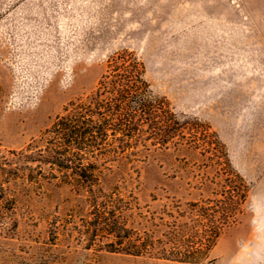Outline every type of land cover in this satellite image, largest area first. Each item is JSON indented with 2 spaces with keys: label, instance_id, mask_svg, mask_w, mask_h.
<instances>
[{
  "label": "rangeland",
  "instance_id": "obj_1",
  "mask_svg": "<svg viewBox=\"0 0 264 264\" xmlns=\"http://www.w3.org/2000/svg\"><path fill=\"white\" fill-rule=\"evenodd\" d=\"M123 50L144 62L184 136L162 148L148 139L149 152L106 176L149 217H130L140 231L221 226L198 263L89 247L69 186L21 153ZM263 172L264 0H0V264H242L243 215Z\"/></svg>",
  "mask_w": 264,
  "mask_h": 264
},
{
  "label": "trees",
  "instance_id": "obj_2",
  "mask_svg": "<svg viewBox=\"0 0 264 264\" xmlns=\"http://www.w3.org/2000/svg\"><path fill=\"white\" fill-rule=\"evenodd\" d=\"M145 73V64L134 51L115 52L96 90L74 102L67 114L59 115L21 153L33 173L46 169V181L56 179L69 186L75 195L71 216L77 220L85 213L83 233L89 247L100 245L109 251L198 263L216 244L221 226L202 234L194 224L185 233L174 220L164 234L167 238L129 226L130 217L138 214L140 224L149 223V217L139 211L136 197L122 195L119 184L105 173L113 162H131L142 150L149 152L148 139L162 148L169 141L179 143L184 136L168 99L154 92ZM190 133L191 143L198 144L195 126ZM191 205L198 210L200 203Z\"/></svg>",
  "mask_w": 264,
  "mask_h": 264
},
{
  "label": "crops",
  "instance_id": "obj_3",
  "mask_svg": "<svg viewBox=\"0 0 264 264\" xmlns=\"http://www.w3.org/2000/svg\"><path fill=\"white\" fill-rule=\"evenodd\" d=\"M248 202L243 215L242 264H264V172Z\"/></svg>",
  "mask_w": 264,
  "mask_h": 264
}]
</instances>
